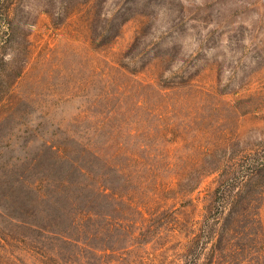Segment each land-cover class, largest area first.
I'll return each instance as SVG.
<instances>
[{
  "label": "rangeland",
  "instance_id": "rangeland-1",
  "mask_svg": "<svg viewBox=\"0 0 264 264\" xmlns=\"http://www.w3.org/2000/svg\"><path fill=\"white\" fill-rule=\"evenodd\" d=\"M262 147L264 0H0V264H264Z\"/></svg>",
  "mask_w": 264,
  "mask_h": 264
},
{
  "label": "trees",
  "instance_id": "trees-1",
  "mask_svg": "<svg viewBox=\"0 0 264 264\" xmlns=\"http://www.w3.org/2000/svg\"><path fill=\"white\" fill-rule=\"evenodd\" d=\"M261 149L262 151H260V153L262 154L264 151V147H262ZM238 163H240V160L236 162L232 170L236 173H242V179H245L246 176L250 175V172L254 171V162H250L249 167L245 170H243ZM243 166L244 165H242V167ZM246 167L247 166H245V168ZM231 180L233 181L234 177H232ZM224 183L226 185L222 191V193H224L222 195L224 204L216 209H208L202 223L197 221L195 226L198 229L196 232V237L194 239H196L198 241V244L201 245H206L207 243L214 242L212 244L213 251L216 242L224 239L226 236H229L232 232L231 227H229L227 223H225V220L234 216V207L236 206L237 197H239L240 195L238 189L233 187L234 183H230L229 177H226Z\"/></svg>",
  "mask_w": 264,
  "mask_h": 264
}]
</instances>
